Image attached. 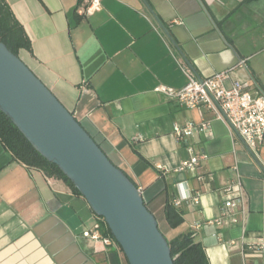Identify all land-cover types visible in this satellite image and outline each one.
<instances>
[{"label": "crops", "instance_id": "1", "mask_svg": "<svg viewBox=\"0 0 264 264\" xmlns=\"http://www.w3.org/2000/svg\"><path fill=\"white\" fill-rule=\"evenodd\" d=\"M5 1L31 41L20 59L138 187L167 240L191 232L209 264H264V252H245L264 243V140L249 149L206 107L154 90L185 84L180 58L200 78L231 68V79L263 89L264 0H100L87 16L80 0ZM202 121L208 132L176 140L175 124ZM189 148L206 158L179 171ZM230 181H240L245 210L216 225ZM168 206L180 218L174 226ZM95 218L63 178L14 159L0 142V264H129L118 243L82 235Z\"/></svg>", "mask_w": 264, "mask_h": 264}, {"label": "water", "instance_id": "2", "mask_svg": "<svg viewBox=\"0 0 264 264\" xmlns=\"http://www.w3.org/2000/svg\"><path fill=\"white\" fill-rule=\"evenodd\" d=\"M0 110L103 218L129 264H174L168 240L138 187L2 41Z\"/></svg>", "mask_w": 264, "mask_h": 264}, {"label": "built area", "instance_id": "3", "mask_svg": "<svg viewBox=\"0 0 264 264\" xmlns=\"http://www.w3.org/2000/svg\"><path fill=\"white\" fill-rule=\"evenodd\" d=\"M100 8V0H80L77 12L87 16ZM179 67L186 76L185 84L175 89L166 85L155 87L156 92L163 93L168 99L176 101L186 108L206 107L219 119L227 121L249 149H256L264 140V91L253 79H231L230 69H224L204 78L197 76L192 67L184 60H178ZM238 67L246 66V59L240 58ZM229 81V84L226 82ZM208 122H186L175 124L173 134L181 141L194 132H208ZM190 158L181 163L177 170H198L205 160L204 152L195 153L189 148ZM224 198L221 206V216L211 222L222 225L226 220H234L236 209L245 210V193L240 181H230L222 189ZM103 218L96 216L91 227L84 229L82 235L94 241H100L106 246L116 245L114 237L107 231ZM221 240V239H220ZM229 241L228 244H234ZM245 252L254 257H260L264 252V243H251Z\"/></svg>", "mask_w": 264, "mask_h": 264}, {"label": "trees", "instance_id": "4", "mask_svg": "<svg viewBox=\"0 0 264 264\" xmlns=\"http://www.w3.org/2000/svg\"><path fill=\"white\" fill-rule=\"evenodd\" d=\"M0 41H2L15 55H18L21 49L29 50L31 48L30 38L23 25L15 17L5 0H0ZM90 136L94 139L92 135ZM94 141L99 145L95 139ZM0 142L10 152L14 159L28 166L39 168L47 175L63 178L74 192L80 194L57 165L47 161L1 110ZM166 208L165 218L170 226H174L178 223L180 218L177 212L171 211L170 206ZM107 231L110 233L108 228ZM168 244L174 264H209L204 248L200 243L193 240V234L191 232L183 233L168 240Z\"/></svg>", "mask_w": 264, "mask_h": 264}, {"label": "rangeland", "instance_id": "5", "mask_svg": "<svg viewBox=\"0 0 264 264\" xmlns=\"http://www.w3.org/2000/svg\"><path fill=\"white\" fill-rule=\"evenodd\" d=\"M261 77H262V83L264 85V71H263V74L261 75ZM263 91H264V88H263Z\"/></svg>", "mask_w": 264, "mask_h": 264}]
</instances>
